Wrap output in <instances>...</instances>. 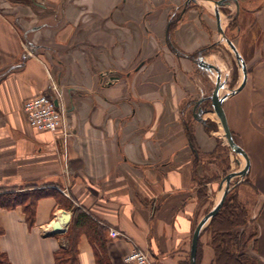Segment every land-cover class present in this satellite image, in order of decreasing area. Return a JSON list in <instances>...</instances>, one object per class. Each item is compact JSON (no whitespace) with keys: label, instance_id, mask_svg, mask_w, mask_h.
<instances>
[{"label":"crops","instance_id":"crops-1","mask_svg":"<svg viewBox=\"0 0 264 264\" xmlns=\"http://www.w3.org/2000/svg\"><path fill=\"white\" fill-rule=\"evenodd\" d=\"M18 1L3 0L11 10L7 17L0 10V192H44L31 223L22 205L0 207V252L7 264H67L66 257L58 259L73 239L75 264H125L129 239L156 264H190L193 229L218 196L210 172L220 137L194 121V146L180 122L181 102L197 98L186 74L191 65L163 57L160 31L123 26L143 21L141 0V10L128 0ZM259 4L249 11L263 31L244 56L246 81L224 99L222 110L249 160L246 189L235 193L257 229L247 253L264 264V2ZM96 19L103 21L100 27ZM144 57L150 59L139 66ZM56 82L70 120L72 136L65 143L31 127L23 110L25 99L50 92ZM202 118L217 122L210 111ZM35 181L45 186H31ZM66 202L68 207L61 204ZM78 212L104 228L98 239L89 230L76 231ZM108 228L128 238L111 237ZM215 259L204 228L195 264Z\"/></svg>","mask_w":264,"mask_h":264},{"label":"rangeland","instance_id":"rangeland-1","mask_svg":"<svg viewBox=\"0 0 264 264\" xmlns=\"http://www.w3.org/2000/svg\"><path fill=\"white\" fill-rule=\"evenodd\" d=\"M5 1L11 3L17 2V0ZM29 1L30 0H26V3L29 4ZM237 1L240 5V12L238 11L234 21L230 23L228 15L232 12L233 8V6L230 5L219 7L199 0H141L145 7L143 21L128 20L123 24V26L130 31H160L162 35L159 43L165 50L163 57L170 58L169 60L175 62L178 61L180 64L181 60H183L191 65V69L189 72H186V74L190 81V88L194 87L193 91H196L194 92V95L197 98H193L192 100L186 98L181 102L179 105L180 122L184 125L185 130L188 129L192 132L193 137L194 121L203 122L207 131H217L220 136L217 137L218 148L217 151L215 149L216 152L214 153V155H217L215 158V166L213 165L212 167L213 169L215 168L213 170L214 173H212L213 171L210 172V175H213L214 180L212 184L213 190L217 189L220 185L221 179L226 174L239 171L244 163L243 157L236 155L229 148L223 127L213 108V97H222L234 88L240 79H242L239 63L228 44L222 39L218 27L220 24L221 27L223 26L226 38L239 52L245 65L246 76L248 70L246 63L248 61H246L244 56L248 55L247 51L256 47L255 44H257L258 39L256 38L252 40V38L258 36V31H263L261 29L262 27L252 19L253 17L251 14L249 16V11H253L256 7H259V3L261 1L264 2V0ZM18 2L24 3L23 0ZM121 4L119 6H121ZM127 5L131 8L133 7L135 10H141L142 6L140 5V0H128ZM122 6L124 7L125 4ZM8 8L7 4L3 3V0H0V10L3 14L5 13L6 17L11 14L8 12L10 10ZM259 8L257 9L259 10ZM182 10H184V12H182ZM169 13L171 19L168 20L167 15H169ZM262 17H264V12H262ZM95 21L97 22V19ZM11 22V28L18 31L12 18ZM17 22H19V19H17ZM97 23L100 27L103 21L100 20ZM2 26L3 24L1 23V27ZM249 28L255 30L250 31L247 35V29ZM111 29H114V26H112ZM260 34L261 32L259 35ZM147 36L149 35L145 34V45L148 43L146 42ZM150 38L151 40L154 39L153 35L150 36ZM149 59L150 57H144L139 61V66L147 64ZM246 78L247 77H245L244 82L246 81ZM52 86H56L62 95L61 86L57 82L56 85ZM52 86L48 93H53ZM206 111H210L217 122H214L209 118L206 120L203 119L202 114ZM69 121L70 120L67 117V139L72 136ZM55 136L62 138L63 143H65L63 137L60 135ZM192 144L195 146L194 142ZM236 179L237 177L232 179L229 183L228 187L230 189L227 194L231 191L232 193H240V190L243 191L246 189L247 178L244 177L241 182L234 184ZM42 182L43 181H35L31 186H45L44 183L42 185ZM47 186H49L47 187L48 189H52L50 184ZM35 190L36 194L39 193L38 191L41 193L44 192V190H41L40 188ZM212 206L213 205L210 204L206 212H208ZM203 214L206 213L204 212ZM206 227L205 232L207 231L208 236L210 237L211 230L206 229ZM241 229H238L237 231ZM250 231H253L252 227H249L248 229L245 228V236H247ZM248 249L249 248H247V250ZM249 254L251 256L253 255L251 252H249Z\"/></svg>","mask_w":264,"mask_h":264},{"label":"trees","instance_id":"trees-1","mask_svg":"<svg viewBox=\"0 0 264 264\" xmlns=\"http://www.w3.org/2000/svg\"><path fill=\"white\" fill-rule=\"evenodd\" d=\"M189 142H194V137L190 130H186ZM193 145V144H192ZM197 152V157H198ZM31 191V192H30ZM36 190L25 191H10L0 192V207L13 208L17 205H22L27 211L26 220L31 223L33 221L34 204L43 193ZM24 192V193H23ZM231 193V194H230ZM227 194L222 207L210 220L206 229L211 230L210 244L215 251V263L214 264H255L253 257L247 253V248L251 241H255L257 236V229L253 227V231H250L245 236L244 229L250 227V219L246 207L238 199L235 193L232 191ZM56 197V192L53 193ZM60 200V198H59ZM65 207H68L67 202L61 203ZM77 221V229L89 230L90 235L93 238L100 237L104 228L97 226L93 223L84 212H78L75 217ZM242 228V229H241ZM238 229H241L237 231ZM2 228L0 227V233ZM74 239L70 241L66 249H62V259L59 257V261H64L67 264L76 263V254L74 250ZM8 260L4 253L0 252V264H7Z\"/></svg>","mask_w":264,"mask_h":264},{"label":"water","instance_id":"water-1","mask_svg":"<svg viewBox=\"0 0 264 264\" xmlns=\"http://www.w3.org/2000/svg\"><path fill=\"white\" fill-rule=\"evenodd\" d=\"M201 2H207L213 6H223V5H228L231 4L233 6V12L230 16L229 21L234 19L237 16L238 10H239V4L237 0H199ZM218 31L220 32L222 39L228 44L229 48L233 52L234 56L236 57L238 63H239V68L241 70L242 74V79L238 82V84L232 88L228 93L223 95L222 97L218 98L216 96L213 97V108L215 113L217 114L221 125L224 130V135L226 138V141L228 143L229 148L231 149L232 152H234L236 155L242 156L244 159V163L242 168L239 171L232 172L226 174L220 182L219 185V194L216 198V201L214 202L212 208L201 218V220L197 223L196 227L194 228V231L192 233L191 237V248H190V264H195L196 263V251H197V244H198V239L199 236L202 232V230L208 225L210 220L213 218V216L219 211V209L222 207L223 202L226 198L227 192L229 191V183L231 182L232 179L237 177L234 181V184H238L243 180V178L247 175L248 170H249V160L247 157V154L235 143L231 131L227 125L223 110H222V102L224 99L235 93L243 84H244V79L246 77L245 73V65L244 62L241 59V56L237 49L233 46V44L226 38L225 36V31L223 26L221 27V24L218 27ZM57 104V103H56ZM239 162V160H238ZM224 185V187H223ZM58 221H55L53 226L57 227L58 226Z\"/></svg>","mask_w":264,"mask_h":264},{"label":"built area","instance_id":"built-area-1","mask_svg":"<svg viewBox=\"0 0 264 264\" xmlns=\"http://www.w3.org/2000/svg\"><path fill=\"white\" fill-rule=\"evenodd\" d=\"M53 93H39L24 100L23 110L31 127L39 131H49L54 135L67 139V113L62 105L61 93L56 86H52ZM57 103V104H56ZM111 237L123 236L125 233L114 228H108ZM130 248L127 251L125 264H156L149 253L136 242L129 239Z\"/></svg>","mask_w":264,"mask_h":264},{"label":"flooded vegetation","instance_id":"flooded-vegetation-1","mask_svg":"<svg viewBox=\"0 0 264 264\" xmlns=\"http://www.w3.org/2000/svg\"><path fill=\"white\" fill-rule=\"evenodd\" d=\"M190 2V1H189ZM228 5H230V6H232L231 4H228ZM224 6V5H223ZM240 6V5H239ZM220 7V6H219ZM233 9L234 8H232V12H233ZM182 12H184V10H182ZM181 12V13H182ZM232 12L228 15V19H230V16H231V14H232ZM168 17H167V19L169 20V19H171V15H170V13H169V15H167ZM235 19V18H234ZM234 19H232L231 21H229V23L230 22H233L234 21Z\"/></svg>","mask_w":264,"mask_h":264}]
</instances>
